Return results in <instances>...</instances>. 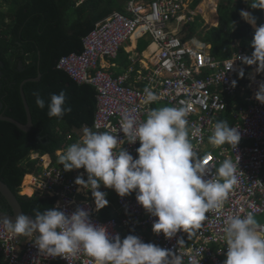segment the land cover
I'll return each mask as SVG.
<instances>
[{
	"label": "clouds",
	"instance_id": "clouds-1",
	"mask_svg": "<svg viewBox=\"0 0 264 264\" xmlns=\"http://www.w3.org/2000/svg\"><path fill=\"white\" fill-rule=\"evenodd\" d=\"M117 1L122 5L124 12L125 2L123 0ZM82 2L83 0H76L75 3L78 5ZM229 2L231 1L229 0ZM246 3L252 9L264 10V0H246ZM184 6H186V0H181V9L179 10L181 15L184 13L189 16V11L196 9L194 7L184 8ZM220 7L216 4L213 9V12L217 14V17H214L215 23H209L205 29L217 26ZM10 9V6L1 0L0 38L3 41L0 45V77L9 75L11 69L5 68L6 66L12 67L10 57L18 59V70L25 71V65L20 55L24 52V48L34 40L33 37L27 35L28 31L26 30L30 24H39L38 33L45 35L49 31V24L52 20L60 19L65 15L70 19H76L79 16V13H72L70 10L55 11L49 4H44L40 8L28 9L24 18L14 19ZM245 9L247 8L241 10L240 16L251 26L253 38L249 44L254 50L250 56H237L236 59H240L246 65H256L258 74L264 73V24L258 26L257 18L252 12ZM114 10L118 9L115 8ZM69 14L75 16L69 17ZM196 16L197 13H194L189 19L180 21L174 19L166 25L164 30L185 45H191L190 40L192 38H202L201 40L208 42L204 40L203 32H193L194 24L197 23L202 26L203 23V20ZM185 20L193 22L192 30L189 29L184 32L178 30L177 33L176 28L169 29L173 23L185 24ZM233 23L236 24V21ZM8 27H12L10 33L5 32ZM184 33H187L185 39L182 38ZM86 35L81 39L82 50L80 52L72 51L64 55L84 52L83 39ZM134 35L144 36V39L148 41L149 49L139 58L131 59L128 67L132 66V70H128V79H134L132 75L136 76L138 71L143 75H148L153 68L158 46L152 34L140 26L121 43L114 57L103 56L99 59L98 67L101 66L112 72L110 67H115L116 62L114 60L117 58L120 48L125 51L123 47L125 42ZM231 43L238 44L240 40L235 38ZM150 57H153V60ZM60 58L61 56L57 59L55 67L63 71V68L58 66ZM217 58H225V56ZM102 60L108 61L109 66L101 65ZM112 63L114 65H111ZM233 63L234 60L226 64V71L232 69ZM112 73L115 75L114 72ZM239 75L243 77V70L239 72ZM40 76L41 74L36 77H27L22 79L20 84L24 80L22 86L27 80H39ZM1 81L3 80L0 79ZM235 83V81L232 82L233 87ZM85 84L94 87L96 100L95 86L91 82ZM143 84L145 83L143 82ZM240 95H237L236 101ZM255 99L264 104V82L259 85ZM157 102L166 106L156 108ZM35 103L38 108H45V100L39 95H36ZM65 103L64 91L59 94H51L50 103L47 105L48 117L62 118L66 113L71 112V107H65ZM142 103L152 105V110L147 113L143 122L137 125L136 120L131 115L125 114L119 123V130L124 134V143L134 144L137 141L140 143L136 149L138 154L136 158L123 146L116 151L117 145L121 141L117 134L112 131H94L93 124L91 128L83 127L81 129L79 140L70 143L62 141L61 146L55 150L54 161H49L51 159L47 154L44 156L38 152H32L30 155L31 159H39L42 165L41 169L44 165H61L66 173L73 177L76 171L84 169V178L78 176L75 180V183L81 186L77 199H90L95 207L94 215L103 223L114 218L117 221L115 227L117 232L122 237H126L121 239L118 234L112 236L106 226L93 224L89 220V213L83 208L77 207L70 215H66L58 207V195L49 194L42 188L33 185L31 175L36 172L25 171L17 193L26 196L54 197L55 201L54 208L44 211L34 209L33 216L23 212L16 215L14 220L8 217H0V226L13 237H16L19 248L23 246L25 241L34 239L32 242L37 246L39 252L53 258L64 257L65 254H75L82 250L86 255L93 258L94 264H183L182 256L174 255L170 249L161 248L153 243H145L136 234L149 233L148 237H150L152 231L157 234L162 232L165 238L171 239L180 231L188 233L198 229L205 215L209 211L219 208L227 198L229 191L238 183L236 165L230 159H225L215 169L217 178L212 176L205 179V175L209 171V162L197 158L193 151V145L189 139L187 109L185 107H169L166 101L157 99V96L147 87L144 89ZM2 107L0 112L3 113ZM226 110L217 118L211 135L208 137L209 143L217 147L224 144L235 147L238 143H249L250 140L240 137L236 127L229 125L232 122L228 124L227 121H223ZM229 111L232 116L231 109ZM199 133L200 130L195 129L193 135H199ZM69 137L70 135L65 134L64 140H68ZM37 138L40 140L41 136L38 135ZM26 175L30 177L26 183L30 186L28 187L29 192H25L23 189L25 185L23 181ZM86 190H90L92 196H87L90 195V192ZM13 193L16 195L14 191ZM135 193L137 202L148 213L157 217L153 222L152 231L133 227V225L125 226L121 222L125 212L119 205V196H133ZM108 203L111 206L110 217L101 219L98 215L99 210ZM242 212L243 209H241ZM5 213L11 214V208ZM223 223V239L227 245V252L222 264H264V233L257 229V221L254 216L251 213L247 215L233 214L227 216ZM20 235L27 238L21 241L18 237ZM183 242V239L178 240L179 245ZM170 256L171 259H169ZM200 262L195 256H190L188 264H200Z\"/></svg>",
	"mask_w": 264,
	"mask_h": 264
},
{
	"label": "built area",
	"instance_id": "built-area-1",
	"mask_svg": "<svg viewBox=\"0 0 264 264\" xmlns=\"http://www.w3.org/2000/svg\"><path fill=\"white\" fill-rule=\"evenodd\" d=\"M123 1L124 12L113 10L96 22L83 39L84 52L61 56L58 66H67L75 74L90 76L89 82L96 88L93 129L117 134L121 141L116 151L123 146L134 158L138 155L136 149L140 145L139 141L134 144L124 143L119 123L125 114L131 115L137 125L146 119L147 113L152 110L151 104L142 103L144 89L147 87L157 99L166 101L169 107L187 109L189 139L193 151L197 158L209 162L205 179L212 176L217 178L215 169L225 159H230L236 165L238 183L229 191L219 208L205 215L200 227L194 229L192 239L189 238V232L184 231L178 232L171 239L165 238L162 232L154 233L152 225L157 217L137 202L136 193L133 196H119L118 200L125 212L121 219L123 225L152 231L150 237L149 233L136 234L143 242L170 249L174 255L183 257V264H188L190 256H195L201 261L200 264H222L227 252L222 231L227 216L249 213L264 216V104L255 99L259 85L264 82V73L258 74L256 65H246L236 59L237 56H250L253 48L245 50L239 47L230 56L217 58L210 54V44L202 38H192L191 45H185L169 35L164 30L169 22L189 19L195 13L190 10L189 16L179 14L181 0ZM138 26L148 30L158 46L151 72L143 75L138 71L135 78L130 80L128 70L131 71L132 66L118 75L98 67L99 59L103 56L114 57L121 43ZM232 60V69L226 71V64ZM241 70H246L244 82L238 84L237 76ZM233 81L236 82L234 87ZM238 94H245L246 105L237 106L235 98ZM227 107H230L233 116L229 125L236 127L240 137L250 140L249 143H238L235 147L230 144L217 147L209 143L208 137L217 118ZM195 129L200 130L199 135H193ZM65 173L61 165H44L39 172L32 173V183L49 194H57L58 207L66 215H70L77 207L83 208L89 213V220L93 224L104 225L112 236L118 234L121 239L125 238L117 232V221L114 218L101 222L94 215L95 207L90 199H77L81 186L75 180L78 176L84 178V169L76 171L74 177L66 178ZM86 191L90 192L87 196H92L90 190ZM257 229L264 233V223H257ZM180 239L184 242L179 245ZM32 241L34 239L25 241L19 248L16 237L0 226V264H94L93 258L82 250L75 254H65L64 257L45 256Z\"/></svg>",
	"mask_w": 264,
	"mask_h": 264
},
{
	"label": "trees",
	"instance_id": "trees-1",
	"mask_svg": "<svg viewBox=\"0 0 264 264\" xmlns=\"http://www.w3.org/2000/svg\"><path fill=\"white\" fill-rule=\"evenodd\" d=\"M199 0H192L191 7H195ZM232 4L220 7L219 22L203 31V38L211 44L210 52L216 57L229 56L230 44L236 38L246 48L251 47L249 42L253 38V32L249 23L240 16L241 10L247 8L257 18L258 26L264 20V10L252 9L246 0H230ZM10 6L11 15L14 19L25 17L28 9H36L44 4H49L53 10H70L74 5L73 0H3ZM115 7L122 11V5L117 0H87L78 8V18L70 19L67 15L60 19L52 20L49 24V31L45 34L38 33V26L30 24L26 31L28 36L33 37L20 55L25 71L17 69L16 58L10 57L12 67L9 75L0 77V101L3 103L1 111L20 122L26 121V113L20 95V81L27 77H36L41 74L39 80H27L22 91L27 100L32 118V128L25 132L17 128L15 124L0 120V178L9 185L16 193L23 212L32 216L34 209L44 211L54 208V197L26 196L18 194V187L21 183L23 173L26 171L38 172L41 169L39 159H31L32 152L45 153L50 156L49 161L55 160V150L64 142L65 134L71 128H81L84 125L92 126L95 111V89L93 86L84 83H77L64 70L55 67L57 59L69 52H80L82 50V37L93 27L96 21L105 17ZM91 9V10H89ZM76 11V10H75ZM236 21V24L233 23ZM194 29V28H192ZM190 29V30H192ZM12 27L5 31L10 33ZM190 32V31H189ZM187 33L182 38L185 39ZM3 39L0 38V45ZM138 49H141L139 45ZM114 62L119 67H128L131 59L128 54L120 48ZM122 69L115 72V75ZM39 72V73H38ZM245 74V71L243 70ZM5 80V81H4ZM238 84L244 82V75L237 76ZM65 92V107H71V112L66 113L62 118L47 115L48 103L51 94ZM67 93V94H66ZM36 95L45 100V108L37 107ZM227 108L224 115L230 117ZM72 135H75L71 132ZM40 135L39 140L37 136ZM76 141L71 138L70 142ZM69 177L67 173L64 174ZM29 175H26L25 179ZM26 184V183H25ZM112 198V195H111ZM0 208L10 211L4 197L0 195ZM111 206L109 203L99 210V217L106 219L110 217ZM194 237V230L189 232V238Z\"/></svg>",
	"mask_w": 264,
	"mask_h": 264
},
{
	"label": "crops",
	"instance_id": "crops-1",
	"mask_svg": "<svg viewBox=\"0 0 264 264\" xmlns=\"http://www.w3.org/2000/svg\"><path fill=\"white\" fill-rule=\"evenodd\" d=\"M81 1V0H80ZM87 0H83V2L82 3H85ZM73 2H74V5L71 7V9H70V11L72 12V13H78L77 11H79V6L82 4V3H80V4H76L75 2H76V0H73ZM191 2H192V0H186V7L187 8H191ZM203 2V0H199L198 1V3H197V5L196 6H200V3H202ZM0 4H1V0H0ZM214 4V3H213ZM217 4V3H216ZM219 5V4H218ZM194 7V8H197V7ZM219 6H221L222 8L223 7H225V4H223V5H219ZM115 9V7H113L112 9H111V11L110 12H112L113 10ZM202 9V8H201ZM76 10V11H75ZM89 10H91V9H89ZM246 11H249L248 9H245ZM109 12V13H110ZM214 17H217V14L215 13V16H214V12L212 11L211 12V18H210V22H212V23H214L215 22V19H214ZM261 24H264V20H263V22L261 23ZM253 28V27H252ZM139 45L141 46V49L139 50L138 49V47H139ZM146 46V48H144ZM124 49H125V52L128 54V56L130 57V59H132V60H135V59H137V58H139V56H141L145 51H147L148 49H149V46H148V41L146 40V39H144V36H142V37H138V35H134V36H132L130 39H128L126 42H125V44H124ZM242 48V49H245V50H249V49H251L252 47H246V48H244L240 43H238L237 45H235V44H230V55L233 53V52H235V50H237V48ZM229 55V56H230ZM152 60H153V57H150ZM109 62L108 61H106V60H102L101 61V65H103V66H109ZM118 66V63L116 62V65H115V67H110L111 68V70H112V72H116L117 70H119V69H122L119 73H123V72H125L126 71V69H127V67H119V69H116V67ZM109 69V68H108ZM245 72H246V70H244ZM134 78H135V75H132ZM242 84V83H241ZM67 94V93H66ZM159 104H162V103H160V102H157V104H155L156 105V108L158 107H160V105ZM245 104V102H244V95H240L239 96V98H238V100H237V106L238 105H244ZM236 106V107H237ZM239 107V106H238ZM229 114H230V111L228 112ZM223 121H227L228 122V124L229 123H231L232 122V116H231V114H230V117H227L226 115H223ZM83 127H88V128H91V126H88V125H84V126H82L81 128H71V130L69 131V132H67L66 134H68V135H70V137H69V139L68 140H64L65 142H68V143H70V140H71V138H74L75 140H79V133H80V131H81V129L83 128ZM71 132H73L75 135H72L71 134ZM41 155H46L45 153H42ZM29 179H30V177L28 176L26 179H25V183H27L28 181H29ZM28 187H29V185H27V184H25L24 185V187H23V189H24V191L25 192H29V189H28ZM19 237V239L21 240V241H23L25 238H27V237H24V236H22V235H20V236H18Z\"/></svg>",
	"mask_w": 264,
	"mask_h": 264
},
{
	"label": "water",
	"instance_id": "water-1",
	"mask_svg": "<svg viewBox=\"0 0 264 264\" xmlns=\"http://www.w3.org/2000/svg\"><path fill=\"white\" fill-rule=\"evenodd\" d=\"M35 79H38V78H35ZM22 83L20 84L19 90H20V95L22 98L24 110L26 113V122L22 123V122L16 120L15 118H13L11 116L3 114L2 112H0V120L11 122V123L15 124L17 127H19L21 130L28 131L32 126V120H31V116H30L29 106L27 104L25 95L22 91ZM1 106H3V105L0 102V108H1ZM0 195L2 197H4V199L6 200V202L8 203V205L10 206V208L12 210V213L9 214V213H5V211L0 209V217H8V218L14 220L16 215L23 213L22 206H21L20 202L18 201L16 195L13 193V191L10 189V187L1 179H0Z\"/></svg>",
	"mask_w": 264,
	"mask_h": 264
},
{
	"label": "rangeland",
	"instance_id": "rangeland-1",
	"mask_svg": "<svg viewBox=\"0 0 264 264\" xmlns=\"http://www.w3.org/2000/svg\"><path fill=\"white\" fill-rule=\"evenodd\" d=\"M210 1L212 3H210ZM203 2H204L203 9H201L199 5L196 6L197 8L195 9V13H197L196 17H200V19L203 20V23H202V26H200L197 23L194 24V26H193V28H194L193 32L194 33L203 32L205 30L206 26H208L209 23L212 24V22H210L211 12L215 8L216 3L219 4V5H223V4H225V5L229 4L230 5L231 4V2H229V0H203ZM71 16H75V15L69 14V17H71ZM214 16H215V13H214ZM206 22H208V23H206ZM192 25H193L192 21L185 20V24L182 25L181 23H173V24H171L169 29L176 28L177 29V33H178V30L184 32V31H188L189 29H191ZM144 48H146V46ZM85 83H88V82H84V84ZM159 105H160V107L166 106L164 104H159ZM254 218L257 221V223H264V217L263 216L257 215V216H254Z\"/></svg>",
	"mask_w": 264,
	"mask_h": 264
},
{
	"label": "bare ground",
	"instance_id": "bare-ground-1",
	"mask_svg": "<svg viewBox=\"0 0 264 264\" xmlns=\"http://www.w3.org/2000/svg\"><path fill=\"white\" fill-rule=\"evenodd\" d=\"M210 3H212L210 1ZM204 2L200 3V8L203 9ZM63 70L77 83H84V82H89L90 81V76H88L87 74H82V75H78L75 74L73 69H71L70 67H63ZM22 101V100H21Z\"/></svg>",
	"mask_w": 264,
	"mask_h": 264
}]
</instances>
